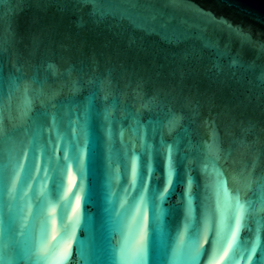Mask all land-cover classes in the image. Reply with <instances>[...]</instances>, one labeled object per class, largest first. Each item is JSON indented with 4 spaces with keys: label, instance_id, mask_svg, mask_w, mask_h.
<instances>
[{
    "label": "snow or ice",
    "instance_id": "obj_1",
    "mask_svg": "<svg viewBox=\"0 0 264 264\" xmlns=\"http://www.w3.org/2000/svg\"><path fill=\"white\" fill-rule=\"evenodd\" d=\"M82 2L105 10L97 0ZM158 2L142 0L153 18L164 16ZM165 3L255 43L241 26L193 9L189 0ZM165 38L179 44L186 37L173 32ZM206 46L228 54L227 46ZM72 71L60 73L51 63L43 73L34 66L31 75L23 66L7 78L0 71V264H69L74 255L83 264H264V170L257 171L264 151H254L229 189L222 165L233 149L222 146L214 120L204 121L202 142H194L195 131L184 124L195 122L198 104L186 116L161 99L160 90L147 96L142 82L129 104L110 72L85 80ZM49 73L68 77L63 100L57 98L65 84L50 85ZM83 88L88 95L78 100ZM233 143L254 149L259 138ZM196 170L206 178L203 191ZM93 203L95 216L88 211ZM106 228L117 243L104 242Z\"/></svg>",
    "mask_w": 264,
    "mask_h": 264
},
{
    "label": "water",
    "instance_id": "obj_2",
    "mask_svg": "<svg viewBox=\"0 0 264 264\" xmlns=\"http://www.w3.org/2000/svg\"><path fill=\"white\" fill-rule=\"evenodd\" d=\"M97 2L105 9L103 13L82 0H4L0 3L3 77L7 78L19 66L29 75L34 66H40L43 73V68L51 63L60 73L72 69L73 78L83 76L85 80L110 72L119 91L125 93L122 99L129 104L134 102L138 82H142L147 96L160 90L161 99L170 101L186 116L191 117L192 107L198 104L199 116L194 118L195 122L189 119L184 124L195 131L194 142H202L208 138L204 121L214 120L222 146L233 149L232 157L222 165L231 189L232 175L251 162L255 150L264 151V0H189L193 9L241 26L250 33L254 44L230 36L191 9H173L165 0L155 4L164 16L155 18L142 0ZM173 32L183 33L186 38L179 44L169 43L165 33L170 36ZM209 43L220 49L227 46L228 54L219 55L216 47L206 46ZM234 57L235 65L232 64ZM61 80L65 87L58 101L70 94L69 79L49 73L50 85L57 86ZM2 91L7 92L6 84ZM87 95L88 89L83 88L77 99L83 100ZM38 107L37 102L33 110ZM179 132L177 129L173 136ZM93 133L99 135L98 127L94 126ZM257 138L259 143L254 149L233 143L240 139L252 142ZM260 170H264V158L257 169ZM193 174L200 183L199 191H203L206 178L198 170ZM176 191L179 193L181 189ZM176 198H171L172 203ZM88 211L95 216L98 205L93 203ZM57 212L59 230V209ZM172 219L174 222L175 218ZM77 236L86 239L80 230ZM247 236L248 233H242V238ZM109 240L115 244L119 237H113L106 228L104 242ZM69 264L83 262L74 255Z\"/></svg>",
    "mask_w": 264,
    "mask_h": 264
}]
</instances>
